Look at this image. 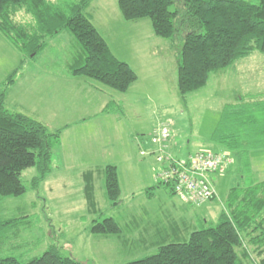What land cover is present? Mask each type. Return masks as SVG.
Listing matches in <instances>:
<instances>
[{"label": "rangeland", "instance_id": "1", "mask_svg": "<svg viewBox=\"0 0 264 264\" xmlns=\"http://www.w3.org/2000/svg\"><path fill=\"white\" fill-rule=\"evenodd\" d=\"M86 11L115 55L135 67L138 79L125 93L70 73L67 65L77 47L68 30L50 37L43 51L24 62L22 52L0 32V89L15 69L24 71L8 88L5 106L42 120L51 133L60 132L57 141L52 136V169L38 188L32 179L39 173L31 167L21 176L27 191L0 200V220L11 221L0 231L3 256L28 261L54 245L84 264L132 262L155 254L168 242L188 240L189 233L204 225H216L230 189L238 186V173L216 174L214 200L186 202L168 185L159 184L162 163L142 155L146 145L141 142L149 145L153 131L168 125L174 134L169 146L173 154L185 157L208 149L226 153L213 140L214 130L225 105L264 88V53L253 52L212 72L205 87L181 95L177 84L183 41L174 43L156 34L148 17L126 20L119 0H94ZM19 19L26 21L29 15ZM109 100L122 102L123 111L115 106L103 113ZM65 160L75 167L65 170ZM260 163L264 165L262 156ZM109 164L119 169L118 206L105 192L104 169ZM89 170L96 173L92 202L87 180L83 182V172ZM108 217L122 227L120 233H93L92 226ZM258 263L253 254L246 261Z\"/></svg>", "mask_w": 264, "mask_h": 264}, {"label": "trees", "instance_id": "2", "mask_svg": "<svg viewBox=\"0 0 264 264\" xmlns=\"http://www.w3.org/2000/svg\"><path fill=\"white\" fill-rule=\"evenodd\" d=\"M93 1L0 0V31L22 52L24 62L43 51L50 37L68 30L77 47L68 63L71 73L125 93L138 74L114 54L91 21L86 9ZM119 9L126 20L148 17L156 34L172 38L174 43L183 41L177 84L181 95L205 87L212 72L253 52L264 53V0H119ZM20 15H29V19H19ZM20 73V67L15 69L0 89V200L27 191L21 176L28 168L37 167L39 174L32 182L38 187L51 168L52 136L57 141L60 134L51 133L37 118L5 106L7 90ZM115 106L120 107L111 101L104 112L114 111ZM223 108L213 140L238 160L241 176L226 197L218 223L192 231L186 241L168 242L155 254L121 264H246L251 254L258 264H264V181H258L251 163L252 151L264 150V91L242 94L239 101ZM104 170L105 192L118 206L122 194L119 169L109 164ZM87 179L85 189L92 202L91 175ZM158 182L172 190L170 182ZM10 222L0 220V231ZM121 230L114 217L92 226L95 234H118ZM0 264L84 262L52 245L28 261L0 254Z\"/></svg>", "mask_w": 264, "mask_h": 264}, {"label": "built area", "instance_id": "3", "mask_svg": "<svg viewBox=\"0 0 264 264\" xmlns=\"http://www.w3.org/2000/svg\"><path fill=\"white\" fill-rule=\"evenodd\" d=\"M171 137L169 126L161 125L153 131L141 154L157 157L163 167L158 178L170 182L174 193L186 202L199 205L214 200L218 192L213 175L225 173L232 165V157L210 149L180 157L169 151ZM150 145L154 147L150 149Z\"/></svg>", "mask_w": 264, "mask_h": 264}, {"label": "crops", "instance_id": "4", "mask_svg": "<svg viewBox=\"0 0 264 264\" xmlns=\"http://www.w3.org/2000/svg\"><path fill=\"white\" fill-rule=\"evenodd\" d=\"M1 32V31H0ZM2 33V32H1ZM110 45V44H109ZM111 47V46H110ZM111 49H112V47H111ZM112 51H113V49H112ZM114 52V51H113ZM115 54V53H114ZM127 61V60H126ZM128 62V61H127ZM129 63V62H128ZM264 63V62H263ZM130 65H132L131 63H129ZM134 69H135V67L134 66H132ZM67 69H69L68 68V65H67ZM69 71H70V69H69ZM136 71V70H135ZM23 72L24 71H22V73L20 74V76H22V74H23ZM70 73H71V71H70ZM72 74V73H71ZM73 75V74H72ZM74 76V75H73ZM76 77V76H75ZM16 81H17V79H16ZM15 81V84H17L18 82H16ZM130 88V87H129ZM262 91H264V88H262V89H260L258 92H262ZM111 101H116V100H109L106 104H105V106L103 107V110H102V112H104V108L111 102ZM117 102V101H116ZM119 102V103H118ZM117 102V105H119L120 107H118L119 108V110H120V112H122L123 111V109L121 108V106H123V103L122 102H120V101H118ZM17 111H19V110H17ZM21 112V111H20ZM109 112H111V111H109ZM109 112H106V113H109ZM105 113V112H104ZM84 120H86V118L84 119ZM41 122H43L42 120H41ZM82 122V121H81ZM80 121H78L77 123H81ZM44 123V122H43ZM66 128H69V127H66ZM66 128H64V130L66 129ZM171 130V129H170ZM172 133V132H171ZM173 137H174V134L172 133V140H173ZM142 140H140L139 142H141ZM53 144V143H52ZM141 145L143 146V145H146V146H148L146 143H143V141L141 142ZM223 147H225L226 148V146H224L223 145ZM224 148V149H225ZM227 149V148H226ZM229 151H228V149H227V151H226V153H228ZM219 153V152H218ZM223 153V152H222ZM53 154V153H52ZM229 154V153H228ZM233 154V153H232ZM177 155V154H176ZM234 155V154H233ZM260 156H262V158L264 159V150H253L252 151V155H251V163L253 164L252 165V168H256L255 170L253 169V171L255 172V174H256V176H257V179H258V181H264V165H261V163H260ZM256 161H257V163H256ZM64 163H65V165H67L66 166V168H65V170H68V169H70V170H72L73 168L72 167H75L73 164L71 165V164H69L68 162H66V160L64 161ZM239 162H238V160L235 158V159H233V162L231 163L232 165H231V167H230V169L227 171V172H229V173H231L232 171H235V173H238L237 171H238V169H239V164H238ZM51 169L52 168H50V171H51ZM92 170H89V171H85V172H83V182L87 179V177H88V175H91L89 172H91ZM93 172V176H91V181H92V184H93V187L95 186V182H94V178H95V176H96V173H95V175H94V171H92ZM227 172L226 173H223V174H220L219 176L220 177H225L224 175H226L227 174ZM37 173H38V170H37ZM259 175H261V177L260 178H258V174ZM90 178V177H89ZM88 178V179H89ZM44 179V178H43ZM88 179H87V181H88ZM104 180H105V176H104ZM42 181V180H41ZM40 181V182H41ZM100 181L102 182V185H103V187H104V181H103V178L102 179H100ZM238 182H240L239 181V179H238ZM39 185H40V183H39ZM38 185V186H39ZM153 186V185H152ZM85 187H86V185H85ZM38 188V187H37ZM121 189H122V187H121ZM148 194H152L151 192H147ZM173 194V193H172ZM176 194V193H175ZM174 194V195H175ZM177 195V194H176ZM94 197H95V194H94ZM95 199H96V197H95ZM175 231V232H174ZM173 232L174 233H176V230H174ZM190 234V233H189ZM164 245V244H163Z\"/></svg>", "mask_w": 264, "mask_h": 264}]
</instances>
